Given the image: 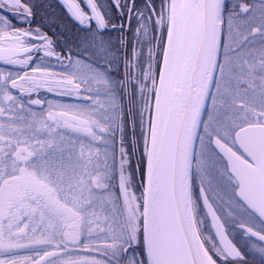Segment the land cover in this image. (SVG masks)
<instances>
[{
    "label": "snow or ice",
    "instance_id": "6c2138e0",
    "mask_svg": "<svg viewBox=\"0 0 264 264\" xmlns=\"http://www.w3.org/2000/svg\"><path fill=\"white\" fill-rule=\"evenodd\" d=\"M58 3L0 0V264H264V0Z\"/></svg>",
    "mask_w": 264,
    "mask_h": 264
},
{
    "label": "flooded vegetation",
    "instance_id": "af4514ba",
    "mask_svg": "<svg viewBox=\"0 0 264 264\" xmlns=\"http://www.w3.org/2000/svg\"><path fill=\"white\" fill-rule=\"evenodd\" d=\"M41 2L45 5H51L45 13L47 16V19L44 21L46 25L45 31H48L49 28H51L52 31H60L65 24L70 23L65 15L64 9L58 3V0H41ZM63 15L66 18H62L61 16ZM9 18L11 19V17ZM13 23H17V21L14 20ZM57 25L60 27L58 28ZM49 34H51V32H49Z\"/></svg>",
    "mask_w": 264,
    "mask_h": 264
},
{
    "label": "trees",
    "instance_id": "16d2710c",
    "mask_svg": "<svg viewBox=\"0 0 264 264\" xmlns=\"http://www.w3.org/2000/svg\"><path fill=\"white\" fill-rule=\"evenodd\" d=\"M62 18H66L64 15L63 16H61Z\"/></svg>",
    "mask_w": 264,
    "mask_h": 264
}]
</instances>
